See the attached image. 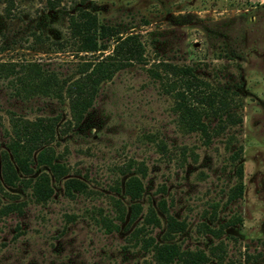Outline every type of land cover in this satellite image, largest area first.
<instances>
[{
  "label": "rangeland",
  "instance_id": "obj_1",
  "mask_svg": "<svg viewBox=\"0 0 264 264\" xmlns=\"http://www.w3.org/2000/svg\"><path fill=\"white\" fill-rule=\"evenodd\" d=\"M6 2L0 0V61L39 60L73 74L84 52L71 43L68 16L79 7L126 26L121 34L136 33L142 51L99 84L78 122L66 96L16 94L14 81L0 73V152L10 116H56L52 140L38 149L51 148L66 168L55 179L33 158L29 174L18 172L30 180L49 174L52 193L43 202L28 183L7 185L0 174V264H154L140 238L163 240L160 200L185 224L169 241L204 251L202 264H264V0H12L5 13ZM158 60L190 64L226 90L241 122L207 140L181 129L172 96L148 70ZM238 144L242 191L229 200L236 180L229 153ZM130 174L142 183L132 222L122 191ZM67 177L82 180L86 191L65 194ZM115 198L125 209L122 221L114 218ZM149 206L160 226L133 234ZM105 217L118 227L107 230ZM233 217L239 219L224 223Z\"/></svg>",
  "mask_w": 264,
  "mask_h": 264
},
{
  "label": "trees",
  "instance_id": "obj_2",
  "mask_svg": "<svg viewBox=\"0 0 264 264\" xmlns=\"http://www.w3.org/2000/svg\"><path fill=\"white\" fill-rule=\"evenodd\" d=\"M6 1L4 10L8 13L12 0ZM143 21L147 23L145 19ZM68 27L75 51L84 52L80 54V60L75 62L73 74L60 75L39 60L0 61V73L14 81L16 94L25 97L42 94L59 99L62 95L66 96L71 118L78 122L91 105L99 84L110 79L116 70L140 55L142 46L136 33L121 34L126 26L100 21L94 12L86 8L79 7L75 13L69 14ZM110 40L113 41L112 46ZM106 49L109 51L102 54ZM87 52L92 55L97 52L101 56L84 57ZM152 66L153 68L148 67V70L153 77L160 80L163 89L172 96L178 125L184 131L198 132L207 140L210 136L220 133L226 126L241 122V115L235 111L236 104L233 98L228 96V92L211 86L196 73L192 65L158 60ZM9 119L11 134L6 144L7 150L0 152L1 178L7 185H15L17 182L28 183L34 200L43 202L52 193L49 174L42 171L30 180L20 177L18 172L29 174L31 170L29 165L35 158L37 163L45 164L49 168L55 179L65 173V166L55 160L51 148L44 146L38 149L40 145L52 140L57 117L36 116L29 119L23 116H10ZM240 152L241 144H238L229 153V160L234 164L236 174V180L228 192L229 200L239 197L242 191ZM74 190L86 191L85 183L75 177L65 178L64 193L72 195ZM116 190H120L119 186ZM122 191L130 201L128 222H132L141 209L137 201L142 192L140 178L135 174L128 175L123 182ZM114 202L116 205L114 218L122 221L125 214L123 204L118 198H115ZM18 204L14 203L8 209L18 207ZM158 207L165 217L163 240L157 241L151 235L140 238L141 244L150 250L154 264L206 262L208 255L204 251L181 249L176 242L169 241L184 229L185 224L167 210L162 200L158 202ZM236 219L239 217L227 219L224 223L230 224ZM103 223L107 230L118 227L117 222L110 218L105 217ZM147 225L150 228L160 226L156 211L151 206L147 207L141 223L133 228V234L137 235Z\"/></svg>",
  "mask_w": 264,
  "mask_h": 264
}]
</instances>
